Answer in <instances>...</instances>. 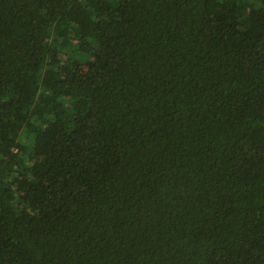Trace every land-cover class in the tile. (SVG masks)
<instances>
[{"label":"trees","instance_id":"1","mask_svg":"<svg viewBox=\"0 0 264 264\" xmlns=\"http://www.w3.org/2000/svg\"><path fill=\"white\" fill-rule=\"evenodd\" d=\"M0 264H264V0H0Z\"/></svg>","mask_w":264,"mask_h":264}]
</instances>
